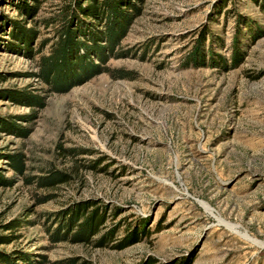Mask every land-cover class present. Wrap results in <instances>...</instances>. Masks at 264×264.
Here are the masks:
<instances>
[{"label": "rangeland", "instance_id": "rangeland-1", "mask_svg": "<svg viewBox=\"0 0 264 264\" xmlns=\"http://www.w3.org/2000/svg\"><path fill=\"white\" fill-rule=\"evenodd\" d=\"M69 1L0 0V259L264 264V0H120L114 48L99 28L96 67L73 57L54 84L41 60ZM53 170L70 179L39 187ZM93 212L98 233L72 240Z\"/></svg>", "mask_w": 264, "mask_h": 264}, {"label": "trees", "instance_id": "trees-1", "mask_svg": "<svg viewBox=\"0 0 264 264\" xmlns=\"http://www.w3.org/2000/svg\"><path fill=\"white\" fill-rule=\"evenodd\" d=\"M28 1L33 4L27 5ZM119 1L120 0H70L69 4L67 3L64 6V11L59 16L57 22L60 26L59 29L61 41L59 45H57L59 47L56 48L50 56L42 58L41 60V77L44 80H49L54 84L55 82L57 83L59 81V74L63 69L64 63L68 62V60L70 61L73 57L78 60V64L81 63L82 66L85 65L84 68H81L82 74H87L89 72L87 70H91L92 68L96 67L94 64H92L90 58L91 55H99L96 51V48L100 47L98 43L100 39L99 35L104 33L102 32L99 34V28L100 30L104 29L105 31L104 36L109 43V50L114 48L121 32L123 31H120V28V32L118 31L114 33L112 10L114 7L119 8ZM255 1L258 2V0ZM21 2L22 4L18 7L19 12L21 13L34 11L40 3L39 0H21ZM17 34L18 35L14 38V40L16 42L22 43L23 45L27 44V47V39L24 38L22 33L18 32ZM83 51L85 53L81 54V52ZM240 61L241 59L238 57V55H235L233 61L234 65L237 66ZM55 88L59 89L56 86ZM11 164L16 172H23L24 166L21 157H13L11 160ZM69 179V175L53 170L50 171L47 176L37 178L36 182L39 187L52 188L57 186L58 184L68 182ZM48 197L49 196H47V198H42L41 201L48 199ZM89 208L90 206L88 205L74 206L73 208H71L72 210H70V212H68L66 215V217L70 216L71 218L69 219L68 223L67 220L63 218V222L61 223V225H65L62 226V229L67 230V228L71 225V230H73V227L77 225V222H75L77 217H80L81 219L86 217L89 214ZM91 216L86 218L85 222L82 225L77 226L78 230L77 232L72 234V240H80L84 238L85 240L90 241L91 237L98 233L99 227L102 226L106 220V215L93 212ZM21 226L22 225L19 223L16 225L15 222H11L5 227H10L11 229ZM87 228L89 229L85 231V229ZM83 233L86 234L84 235V237ZM6 239L7 238L0 236V241H6ZM139 241L140 238L137 230V232H132L131 235H128L113 247L115 249H124L138 243ZM109 243L110 240H107L106 237H103L102 239H100V241L96 242L98 247L108 246ZM7 263L5 259H0V264Z\"/></svg>", "mask_w": 264, "mask_h": 264}]
</instances>
